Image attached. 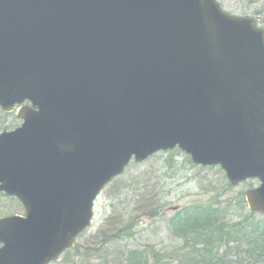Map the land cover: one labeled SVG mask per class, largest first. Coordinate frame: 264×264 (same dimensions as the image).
Returning a JSON list of instances; mask_svg holds the SVG:
<instances>
[{
  "label": "water",
  "instance_id": "water-1",
  "mask_svg": "<svg viewBox=\"0 0 264 264\" xmlns=\"http://www.w3.org/2000/svg\"><path fill=\"white\" fill-rule=\"evenodd\" d=\"M25 101L0 136V183L46 223L62 210L68 235L56 250L50 234L37 264L89 226L133 156L177 145L232 185L259 179L246 199L264 213V33L214 0H0V107Z\"/></svg>",
  "mask_w": 264,
  "mask_h": 264
},
{
  "label": "rangeland",
  "instance_id": "rangeland-1",
  "mask_svg": "<svg viewBox=\"0 0 264 264\" xmlns=\"http://www.w3.org/2000/svg\"><path fill=\"white\" fill-rule=\"evenodd\" d=\"M216 1L225 13L253 19L264 31V0ZM20 123L16 110L11 114L0 110V133L12 131ZM258 185L249 180L232 187L223 171L195 167L180 150L157 154L141 164L132 162L96 200L91 227L77 240L80 257L72 252L73 260L65 257L55 264L139 263V257L130 256L133 252L141 253L149 264H264L257 258L263 245L251 246L246 240L231 247L217 244L222 258L205 260L207 253L200 254L193 247L194 235H184L179 225L175 229L170 224L178 211L181 215L186 210L197 225L204 220L202 210L217 208L222 212L209 219L218 226L213 232L226 231L236 223L264 224V215L251 212L245 199L246 192ZM5 205L6 201L0 202V215L7 212Z\"/></svg>",
  "mask_w": 264,
  "mask_h": 264
},
{
  "label": "trees",
  "instance_id": "trees-1",
  "mask_svg": "<svg viewBox=\"0 0 264 264\" xmlns=\"http://www.w3.org/2000/svg\"><path fill=\"white\" fill-rule=\"evenodd\" d=\"M217 209V211L202 210L200 214L204 218V220L199 222L197 225L194 218L190 219L191 214L186 210L184 214L176 216V218L173 219L170 223L175 229L176 224L179 225L177 228L182 232V234L192 236L194 235L195 238L191 237L193 239V247L199 248L200 250L198 251L200 252V254L203 252L207 253V256H203L205 260L208 257L212 261L216 262L218 261V259L222 258V256H219V252L216 249L217 244L226 245L228 247L235 245L238 246L242 243L243 240L248 241L251 246H253L254 243L256 244V246L262 244L263 248L260 252H258L257 258L258 260H264V224L236 223L233 226H230L226 231L218 230L216 232H213L218 228V226H214L216 224V220L212 221L209 219L217 217V214H220V212H222V208ZM197 226H202V229L199 231L198 229H200V227ZM203 228H206V230H204ZM196 239L202 240V243L201 241H197ZM138 253L139 252H133V254H130V256L139 257V263L136 264H149L148 259L146 257L142 258L141 253Z\"/></svg>",
  "mask_w": 264,
  "mask_h": 264
},
{
  "label": "flooded vegetation",
  "instance_id": "flooded-vegetation-1",
  "mask_svg": "<svg viewBox=\"0 0 264 264\" xmlns=\"http://www.w3.org/2000/svg\"><path fill=\"white\" fill-rule=\"evenodd\" d=\"M1 199L8 200L10 202V210L7 213H5L6 214L5 218L13 217V216L20 217V218L25 217L24 207L21 205V203L17 199L13 197H6L4 195H1Z\"/></svg>",
  "mask_w": 264,
  "mask_h": 264
}]
</instances>
